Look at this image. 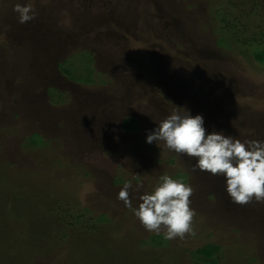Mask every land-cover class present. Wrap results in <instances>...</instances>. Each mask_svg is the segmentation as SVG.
Segmentation results:
<instances>
[{"label": "rangeland", "instance_id": "1", "mask_svg": "<svg viewBox=\"0 0 264 264\" xmlns=\"http://www.w3.org/2000/svg\"><path fill=\"white\" fill-rule=\"evenodd\" d=\"M17 3L35 18L19 23ZM210 8L0 0V264H194L189 253L209 244L221 248L220 264H264V203H232L222 176L146 142L175 106L202 115L206 134L264 141V66L218 46ZM129 118L135 134L123 129ZM33 135L44 147L29 144ZM162 175L193 188L196 213V235L166 250L117 199L131 182L138 208ZM86 209L95 238L67 222Z\"/></svg>", "mask_w": 264, "mask_h": 264}, {"label": "clouds", "instance_id": "2", "mask_svg": "<svg viewBox=\"0 0 264 264\" xmlns=\"http://www.w3.org/2000/svg\"><path fill=\"white\" fill-rule=\"evenodd\" d=\"M13 11L23 24L35 18L30 4L17 3ZM146 142H163L169 151L195 161L193 171L222 176L225 191L232 203L247 205L255 200L264 203V141L241 142L223 132L206 134L202 115L192 116L189 111L175 106L170 115L147 134ZM154 190L140 195L138 208L130 199L131 182H126L117 199L131 209L142 226L149 232L163 233L166 240L186 235L195 236L193 220L196 215L190 207L193 188L184 182L162 175ZM142 184L136 186L139 191Z\"/></svg>", "mask_w": 264, "mask_h": 264}, {"label": "trees", "instance_id": "3", "mask_svg": "<svg viewBox=\"0 0 264 264\" xmlns=\"http://www.w3.org/2000/svg\"><path fill=\"white\" fill-rule=\"evenodd\" d=\"M210 3L212 18L208 26L215 32L218 46L226 48L231 54L245 57L246 60L251 58V63L254 62L264 66V0H210ZM86 83L91 84V81H86ZM124 123V131L130 134L137 132V126L132 128L133 124L137 125L135 119H126ZM28 141L33 148H41L45 144L43 138L39 135L29 137ZM52 198L50 197V199ZM65 204V202L56 203L55 207H51V209L57 211L60 208L58 206H64ZM40 207L42 208L41 204ZM77 215L76 218L68 217L67 222H69V225L72 227L83 226L81 231H87L85 236L87 238H95L100 234L94 219H88V216L92 215L91 211L86 209ZM99 221L103 224L110 222L106 217ZM150 244L158 249L165 250L170 245L169 240H166L163 234L152 236ZM189 255L194 264H220L221 248L209 244L192 251Z\"/></svg>", "mask_w": 264, "mask_h": 264}]
</instances>
